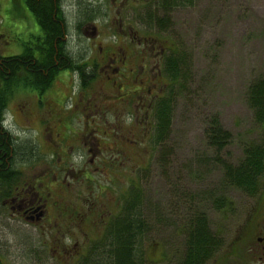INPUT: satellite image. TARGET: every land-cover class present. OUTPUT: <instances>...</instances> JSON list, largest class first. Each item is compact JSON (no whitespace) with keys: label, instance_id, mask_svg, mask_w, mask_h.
Here are the masks:
<instances>
[{"label":"rangeland","instance_id":"obj_1","mask_svg":"<svg viewBox=\"0 0 264 264\" xmlns=\"http://www.w3.org/2000/svg\"><path fill=\"white\" fill-rule=\"evenodd\" d=\"M134 1L124 0L121 12L126 21L163 43L165 54L177 47L188 61L187 86L183 92L175 90L166 165L159 164L160 152L151 134L139 144L136 138V144L121 142L113 156H101L107 163L105 166L94 165L77 177V172L53 169L57 158L53 149L57 147L51 143L53 149H48L40 131L43 126L54 129L59 114L51 111V106L55 103L65 112L69 100L62 97L63 84L71 85L72 97L77 79L69 75L61 82L57 78L42 95L32 88L16 90L4 111L3 124L18 145L28 142L40 151L38 157L43 162L35 173L41 174L44 166L49 167L44 177L59 173L56 190L51 187L59 205L45 227L19 222L9 216V209L0 213L3 264H72L61 262L53 251L59 240L61 244L67 243L72 235L79 246L83 245L81 250L86 249L101 236L104 225L121 212L133 187L143 196V215L151 228L149 241L144 245L151 264H174L170 258L184 242L182 228L195 214H204L211 229L219 230L222 246L237 236L236 228L246 211L249 195L225 183L223 163H239L243 150L257 143L263 134L246 97L249 84L264 75V0H192L190 5L171 11V27L167 31H149L142 25L141 18L153 9L155 0ZM118 2L60 0V9L70 29L78 18L94 17L101 41L111 39L109 36L118 29ZM0 33V55L6 56L20 54L23 42L34 41L40 29L32 14L17 0H0ZM73 116L78 121L85 118L80 111ZM49 118L52 120L46 124ZM214 118L229 133L222 151L213 149L205 134ZM72 127L75 129L76 125ZM58 128L52 132L53 138ZM95 135L103 143L112 141L100 132ZM62 148L58 150L64 152ZM59 158L61 165L70 159L75 169L81 164L77 155ZM111 159L120 162L119 165L109 167ZM261 181L264 174L258 183ZM220 201L222 206L217 205ZM90 205L94 206L91 213ZM54 224V231H50ZM166 242H171L169 248L163 245Z\"/></svg>","mask_w":264,"mask_h":264},{"label":"flooded vegetation","instance_id":"obj_2","mask_svg":"<svg viewBox=\"0 0 264 264\" xmlns=\"http://www.w3.org/2000/svg\"><path fill=\"white\" fill-rule=\"evenodd\" d=\"M124 3V0H119L117 3L116 13L120 21L118 29L109 36L111 39L98 41L101 32L96 20L90 15L78 18L72 29L66 22L62 40L57 45L55 43L53 45L52 62L56 69L54 73L52 72L53 76L48 85L38 91L42 95L52 87L53 81L57 78L61 82L67 80L69 75L77 79L76 93L72 97L71 85L67 82L66 85L63 84L62 97L69 100V107L65 112H62L55 103L51 106L50 110L59 114L57 117L54 116V129L51 131L43 126L40 131L41 136L45 135L44 143L48 149L52 148L51 143L57 147L56 150L52 148L55 154L57 153L53 169L63 168L65 171L77 172L75 177L94 165L105 166L107 163L101 159V156L108 154L113 156V151H118L121 142L136 144V138L139 144L153 134L154 107L165 89L162 73L165 47L152 35L133 28L126 21L121 12ZM72 47L73 49L77 47L75 52H72ZM58 49L65 53L61 55L66 58L65 64ZM47 61V57L41 56L39 59L40 65L46 64ZM51 67L49 65L48 68L42 69L43 75H47V72L52 70ZM78 111L84 114L85 118L79 119L82 123L73 116ZM49 119L47 123L46 120L41 122L48 124L52 120ZM80 124L81 126H78ZM72 125H76L75 129ZM57 128L56 138H53L52 132ZM2 130H7L6 132L14 139L12 132L4 126L3 121L0 126V131L3 132ZM99 132L112 141L103 143L98 140L95 134ZM23 144L28 149L21 152L15 151L11 146L5 148L0 142V172L9 171L3 178L4 184L0 183L2 185L0 213L9 209V216L13 219L25 225L45 227L44 224L53 219L59 205L58 199L54 197L60 179L59 173H49L44 177L45 169H49L48 166L43 167L41 174L35 173L43 158L38 157L40 151L36 150L34 145L28 142ZM76 146L79 149H74ZM59 148L64 149V152L58 150ZM74 150L77 152L72 153ZM81 151L83 154H80ZM61 155L80 156L81 164L75 169L76 166L70 163L69 159L61 165L59 158ZM119 163L111 159L108 161V166L115 167ZM95 168L97 169L98 166ZM51 187H55V190ZM253 192H246L249 195L248 203L242 220L236 228L237 236L228 245H219L215 253L202 264H264V181L257 182ZM89 207L91 213L94 206ZM53 226L55 224L51 226L50 231H54ZM212 230L219 233V230ZM82 246H79L75 238L70 235L67 243L61 244L59 240L53 251L55 254L58 253L61 262L73 264L88 248L81 250Z\"/></svg>","mask_w":264,"mask_h":264},{"label":"trees","instance_id":"obj_3","mask_svg":"<svg viewBox=\"0 0 264 264\" xmlns=\"http://www.w3.org/2000/svg\"><path fill=\"white\" fill-rule=\"evenodd\" d=\"M32 14L40 29V35L34 41L23 42L20 54L0 55V126L7 104L16 90L32 88L40 91L51 81L53 71V45H57L66 30V20L60 9V0H17ZM192 0H155L153 9L149 10L142 25L147 30L167 31L171 27L170 13L174 8L190 5ZM61 56L62 53L58 49ZM48 61L40 65V57ZM62 57V56H61ZM63 64L66 58L62 57ZM51 65L52 70L43 75L42 69ZM53 72V73H52ZM18 73L20 74L18 76ZM165 89L154 107L153 141L157 145L160 156L159 164L166 165L167 142L171 133L175 90L183 92L189 81V67L186 55L179 48L170 49L162 63ZM247 101L254 113V120L260 127L259 141L248 145L243 150V158L235 165L223 163L224 181L245 192H253L263 174L264 166V75L252 81L248 86ZM0 131V142L5 148L11 146L15 151H23L25 144L18 145L6 131ZM208 144L216 151H222L229 133L219 125L216 118L212 119L206 129ZM26 151V150H25ZM22 154V153H21ZM8 170L0 172V183ZM2 186V185H0ZM143 196L138 188L130 189L129 198L124 202L121 212L112 218L101 236L93 240L85 254L73 264H151L144 252V245L149 241L151 228L148 219L143 215ZM223 205L222 201L217 205ZM219 207V206H218ZM182 230L183 243L178 253L171 255L174 264H202L209 259L222 244L221 236L215 233L204 214H195L184 224ZM171 242L163 245L169 248ZM168 244V245H167ZM0 264H3L0 260Z\"/></svg>","mask_w":264,"mask_h":264},{"label":"bare ground","instance_id":"obj_4","mask_svg":"<svg viewBox=\"0 0 264 264\" xmlns=\"http://www.w3.org/2000/svg\"><path fill=\"white\" fill-rule=\"evenodd\" d=\"M74 25V24H73ZM74 30V29H73Z\"/></svg>","mask_w":264,"mask_h":264}]
</instances>
